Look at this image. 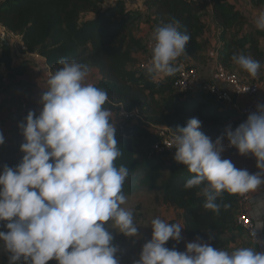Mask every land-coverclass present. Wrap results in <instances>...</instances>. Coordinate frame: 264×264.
Returning a JSON list of instances; mask_svg holds the SVG:
<instances>
[{
	"label": "clouds",
	"instance_id": "obj_1",
	"mask_svg": "<svg viewBox=\"0 0 264 264\" xmlns=\"http://www.w3.org/2000/svg\"><path fill=\"white\" fill-rule=\"evenodd\" d=\"M254 24L264 31V11ZM179 27L175 18L155 27L151 61L146 66L149 74H173L172 62L185 54L191 38ZM232 59L251 77L258 75L259 61L244 54ZM58 64L61 67L50 76L40 97L39 113L29 111L18 125L24 138L19 163L0 166V221L6 229L0 230V242L8 253V264H47L50 260L57 264H119L120 249L112 243L114 237L108 229L137 237L138 228L133 211L123 206L129 168L115 163L122 152L115 138L114 116L105 107L109 97L106 90L87 82L86 65L66 58H60ZM200 126L197 118L177 126V134L167 146L175 148L174 159L194 174L183 187L202 186L203 207L218 213L221 205L217 199L224 192L243 196L264 184V104H258L234 129L227 126L215 141ZM225 138L240 155L251 154L259 171L250 174L222 159ZM3 143L0 133V145ZM262 208L264 205L257 207V214ZM110 221L114 227L107 226ZM150 226L151 238L133 264H264V252L250 247L229 252L199 238L178 251L165 245L170 239L179 243L184 226L159 217ZM252 236L255 238V231Z\"/></svg>",
	"mask_w": 264,
	"mask_h": 264
},
{
	"label": "trees",
	"instance_id": "obj_2",
	"mask_svg": "<svg viewBox=\"0 0 264 264\" xmlns=\"http://www.w3.org/2000/svg\"><path fill=\"white\" fill-rule=\"evenodd\" d=\"M238 1L254 10H264V0H144L143 9L129 8L126 0H0V24L21 36L24 53L41 56L53 73L61 67L60 58L96 70L98 77L93 84L107 91L109 100L105 107L114 116L115 138L122 152L115 163L129 168L123 186L125 196L153 195L157 203L177 211L186 238H199L229 252L236 243L254 249L237 228V194L224 192L217 199L221 205L218 213L205 209L202 186L183 187L194 174L174 155L157 153L152 145L158 138L157 126L176 133L177 126L183 127L189 119L197 118L201 121L200 130L215 141L227 126L237 125L238 113L232 108L218 111L205 103L200 86L179 92L174 82L185 58L203 65L210 46L214 64L238 75L243 69L233 61L234 55H248L264 65V31L247 23L237 7ZM172 18L180 22L179 31L191 37L185 54L172 62L173 74H149L138 65L148 52L147 44L155 27ZM138 23L142 25L140 31L136 30ZM28 61L20 59L14 66L9 45L0 41V74L2 69L8 73L7 78L0 75V81L7 82L6 94L26 82L17 76L28 73ZM121 109H137L140 119L120 120ZM18 163L13 160L7 165ZM4 223L0 221V228ZM0 264H8V253L1 245ZM47 264L57 262L50 260Z\"/></svg>",
	"mask_w": 264,
	"mask_h": 264
},
{
	"label": "built area",
	"instance_id": "obj_3",
	"mask_svg": "<svg viewBox=\"0 0 264 264\" xmlns=\"http://www.w3.org/2000/svg\"><path fill=\"white\" fill-rule=\"evenodd\" d=\"M0 41L9 45L10 49L13 48L15 53H19L21 56L28 54L24 53L25 45L22 42L21 36L8 31L1 24ZM152 45L153 40L151 39L147 44L148 52L138 65L140 68H146V66L150 64ZM52 74L53 71L49 67H46V76L50 78ZM198 78L197 69L194 66L183 63V65L178 68L174 86L179 92L193 90L196 86H200L202 91L207 93L216 103L226 104L235 110L239 115L246 116L249 114L248 109L240 107L237 100L243 97L252 98L259 94L264 86V65H261L258 75L253 78L245 70H243L241 75H238L226 70L222 65L214 64L213 62L211 81L199 83ZM216 82L228 85L232 90V94L225 91ZM6 85L7 82L0 81V120L4 113V104L7 95L5 92ZM245 89L247 90L244 91ZM22 107L25 108V105ZM118 117L124 122L136 121L140 119V113L137 109H121L118 113ZM155 133L158 138L153 143L152 149L157 153L174 155L175 148L167 145L172 144L176 133L164 126L155 127ZM222 143L224 145V150L236 151L235 147L228 146L227 141H223ZM221 158L224 159L222 153ZM237 196L240 202V210L236 219L237 228L247 238V240L253 244L254 250L264 252V238L259 229L264 217V208L261 209L259 214L255 211L258 206L264 205V196L260 193V191L243 196L237 194ZM253 231H255V238L252 236Z\"/></svg>",
	"mask_w": 264,
	"mask_h": 264
},
{
	"label": "rangeland",
	"instance_id": "obj_4",
	"mask_svg": "<svg viewBox=\"0 0 264 264\" xmlns=\"http://www.w3.org/2000/svg\"><path fill=\"white\" fill-rule=\"evenodd\" d=\"M126 1L129 8L143 9L144 0ZM236 4L238 9L246 16L247 23L255 26V18L259 15L260 12L264 10H254L250 8L247 4L241 3L240 1H238ZM136 26L137 31H140L142 29V25L140 23H138ZM206 41L209 43H213V40L211 38H206ZM261 45L262 47H264V40L262 41ZM11 50L14 59V66L15 62L17 63L20 59L24 58L30 60L28 61L29 63H27V67L29 69H33V67L36 65V59L39 58L36 56V54H32L29 57H21V54L15 53V50L13 48ZM88 70L89 76L87 78V82L94 83L98 77L97 72L92 68ZM45 72L46 70H44L42 73L43 77L49 79L45 76ZM0 75L2 78L8 77L7 71L3 69ZM31 76L28 75L27 79H30L29 77ZM17 78L19 80H24L25 75L17 76ZM27 79H25L24 81H26ZM13 93H16V95L11 100L10 104L12 105V108L15 111L10 113L11 115H9L8 113H4L0 120V133H2L4 136V143L0 145V166H3L13 160L20 161L23 155V153L20 151V145L24 142V138L21 133V129L18 127V125L24 122V118L29 112L30 107L29 102L27 103V100L25 98L26 89L21 87ZM41 94H43V92H41ZM203 95V100L205 103L210 105H216L215 101H213V99L204 91ZM23 105H25L26 107H22ZM38 113L39 112H37L36 114ZM231 128L234 129L232 126ZM126 198L127 203L123 206L133 211L134 222L137 224L138 228V236L125 237L123 234L117 232L119 231L118 229H108V231L111 232L114 237L112 243L120 249V251H118L117 253L119 264H133V261L139 258V252L141 250L142 245L151 238L152 229L150 226V222L153 218L159 217L160 219L166 222L173 221L174 223H181L177 211L171 207H167L163 204L157 203L154 200L153 195L146 193H135L131 196H127ZM107 226L114 227V224L110 221ZM0 230L6 231L3 226H1ZM181 234L183 239L179 243H176L175 241L170 239L168 242H166L165 246L169 248L175 247L178 251H184L185 244L194 240L186 238L183 233ZM0 245L3 247L2 242H0Z\"/></svg>",
	"mask_w": 264,
	"mask_h": 264
},
{
	"label": "crops",
	"instance_id": "obj_5",
	"mask_svg": "<svg viewBox=\"0 0 264 264\" xmlns=\"http://www.w3.org/2000/svg\"><path fill=\"white\" fill-rule=\"evenodd\" d=\"M209 50H210V52H209ZM25 56L29 57L30 54L24 55L21 57H25ZM36 56L39 57L38 59H36L37 60L36 65L33 67V69L28 68L29 71L25 75L24 80L27 79L28 75L31 76V74H32V76L29 77L30 79H27L26 82L19 87V88L22 87V88L26 89L25 98L27 100V103L29 102V107H30L29 111H33L34 113L39 112V109H40L39 107H42V105L40 104V97L42 95L41 92H44V90H46V88L48 87V80H49V79L44 78L42 75L43 71L46 70V67H48V66L45 64L44 59L41 56H39V55H36ZM213 56H214V52L212 51V48L210 46L207 50V54H206L207 62L205 64L201 65L199 63H196L194 60H192L190 58H185V62H183V63L194 66L197 69L198 77H199L198 78L199 83L208 82V81H211V76H212ZM16 64L17 63L15 62V65ZM44 74L46 76V72ZM216 83L221 88H223L225 91L232 94V90L228 85L223 84L221 82H216ZM21 92H24V91H21ZM15 95H16V93L14 94L13 92L6 95V101L4 104V113L5 114L8 113L9 115H11L10 113L15 111L12 108V105L10 104L11 100L14 98ZM237 102H238V105L240 107L247 108L249 113L256 111V107L258 104H264V86L262 87L259 94H257L255 97L239 98L237 100ZM215 104L216 105H213V107L215 110H218V111L226 109V108H230L226 104H222V103L217 104L216 102H215ZM247 116L248 115L241 116L238 114V116L236 117L237 125L232 126V127L233 128L237 127L240 123H242L243 121L246 120ZM223 141H227V139L225 138V139H223ZM222 156L224 159H229L237 169H246L249 171L250 174L259 171V169H257L255 167V158L251 154L240 155L237 150L236 151L224 150L222 152ZM257 191H260V193L264 196V184H262ZM259 229L262 232L263 238H264L263 220H262V223L260 224ZM233 247L240 248V246L237 243L234 244Z\"/></svg>",
	"mask_w": 264,
	"mask_h": 264
},
{
	"label": "water",
	"instance_id": "obj_6",
	"mask_svg": "<svg viewBox=\"0 0 264 264\" xmlns=\"http://www.w3.org/2000/svg\"><path fill=\"white\" fill-rule=\"evenodd\" d=\"M263 233H264V217H263Z\"/></svg>",
	"mask_w": 264,
	"mask_h": 264
}]
</instances>
